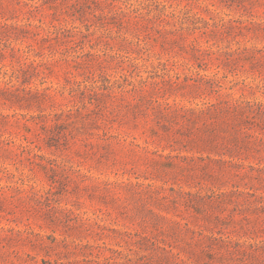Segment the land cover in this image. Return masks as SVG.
I'll return each instance as SVG.
<instances>
[{
  "label": "rangeland",
  "instance_id": "1",
  "mask_svg": "<svg viewBox=\"0 0 264 264\" xmlns=\"http://www.w3.org/2000/svg\"><path fill=\"white\" fill-rule=\"evenodd\" d=\"M0 264H264V0H0Z\"/></svg>",
  "mask_w": 264,
  "mask_h": 264
}]
</instances>
